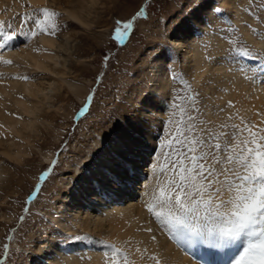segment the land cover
Returning a JSON list of instances; mask_svg holds the SVG:
<instances>
[{
  "label": "rangeland",
  "instance_id": "rangeland-1",
  "mask_svg": "<svg viewBox=\"0 0 264 264\" xmlns=\"http://www.w3.org/2000/svg\"><path fill=\"white\" fill-rule=\"evenodd\" d=\"M204 2L221 11L217 13L215 30L203 38L193 31L194 26H200L193 21V17L199 13L184 15L190 6V0H44L36 5L29 0H12L10 4L2 6L0 20L5 21V30L9 34L12 31L21 33L33 30L37 33L30 39L17 35L15 38L19 45L47 51L50 48L40 43L39 37L45 35L54 38L66 44L67 48L58 50L57 53L67 60L68 66L64 69L65 82L56 81L59 85L62 84L60 97L55 100L56 108L51 107L48 111L45 119H48L46 121L49 124L42 129L43 136L32 138L31 147H27L28 154L19 162L8 160L0 154L7 173L3 181L4 188L0 189V216L3 218L0 219V264H36L38 257L37 262L30 257L33 246L51 241L56 248H66L68 256H71V249L77 244L96 243L105 264H111L113 255L108 245H115L127 255L129 264H133L127 247L117 239L108 238L104 233L93 236L78 227H74L72 232L61 230L55 222L61 202L59 193L67 184L69 172L76 165L81 166L84 156L92 154L96 149L95 142L102 139L104 132L114 131L123 123L139 129L141 125L130 123L126 117L129 106H137L149 87L151 92L145 98L147 105L153 102L160 112H155L153 118H146L147 126L152 128L156 137L153 146L156 149L155 167H151L154 163L152 150L148 173L156 180L158 189L175 190L170 183V178L175 173L161 171L162 166L168 165L165 154L169 149L166 145L173 144L170 160L182 161V165L176 164L173 167L180 171L183 168L194 169L198 163L203 162L200 146L194 143L202 136L201 128L210 124L215 131H219L221 123L236 125L232 114L233 100L225 98L222 105H219L214 99L217 92L226 90L224 82L229 81L228 76L226 78L219 74L216 78H206L201 83L195 65L182 62L174 41L177 38L193 41L200 47L206 62L222 67L224 72H229L228 65L220 61L210 63L209 57L218 58L231 47L246 46L259 53L260 63H264V0ZM45 7L59 14L46 22L49 32L55 26V35L40 31L36 26L35 19L40 14L34 10ZM141 9L145 15L137 17L136 13ZM65 10L79 11L84 23L74 22L66 15ZM26 14H32V19H27ZM134 17L133 27L128 29V35L121 43L115 38V29ZM40 19L43 17L40 16ZM165 44L174 48L171 53L172 73H166L167 85L155 89L151 86V71L153 67L160 65L158 62L161 59L167 60V49L156 45ZM155 52L158 53L157 58L149 63V58ZM106 55L109 57L107 60L104 59ZM240 63L247 68L252 62L241 60ZM18 64L20 68L17 72L20 73L16 74L21 78L29 77L34 81L47 78L41 71H31L23 64ZM231 73L242 78L238 71ZM212 80L213 83L210 84ZM66 81L74 84L75 90L69 88ZM257 84L264 83L258 78ZM208 85L210 88L205 90L203 86ZM214 87L218 91H214ZM90 94L93 98L87 101V110L83 115L77 113ZM141 101L140 116L146 113ZM229 102L232 106H229ZM209 113L218 115L214 117ZM239 125L241 129L247 125L258 137H264V127L253 124L250 117L241 119ZM178 127L180 133L176 131ZM177 135L183 143H173ZM246 139H252L248 131L234 137L232 144L244 147L242 141ZM258 142L264 144V139H259ZM158 144L161 147H157ZM48 169H51L49 175L41 181V174ZM37 185H40L39 192L30 200ZM164 209L166 211L167 208ZM21 217L24 219L21 220ZM77 235H87L92 240L65 241L66 236ZM6 244L7 254L4 247ZM80 247L78 246L79 250H82ZM116 259L123 264L122 256H117ZM79 260L84 264L83 258Z\"/></svg>",
  "mask_w": 264,
  "mask_h": 264
},
{
  "label": "bare ground",
  "instance_id": "bare-ground-1",
  "mask_svg": "<svg viewBox=\"0 0 264 264\" xmlns=\"http://www.w3.org/2000/svg\"><path fill=\"white\" fill-rule=\"evenodd\" d=\"M11 1L0 0V13H2V6L10 4ZM29 1L36 5L44 0ZM65 13L74 22L84 23L79 11L65 10ZM177 39L174 45L182 62L195 65V71L201 83L206 78L213 79L219 74H223L226 78L228 76L229 81L224 82L226 90L217 92L214 99L219 105H222L225 98L230 97L233 100L232 114L238 128L241 127L239 125L241 119L246 117L252 118L256 126L264 127V84H257L258 78L250 82L249 79L240 78L231 72H224L221 70L222 67L206 62L200 47L193 41ZM39 42L50 49L44 51L19 45L14 38L8 42L11 47L6 46L0 50V154L13 162H19L28 154L27 147H31L32 138L43 136L42 129L49 124L46 121L48 119H45L49 114L48 111L51 107L57 106L55 100L60 97L62 84L59 85L56 81L65 82L64 69L67 68L68 63L57 52L65 50L66 44L45 35L39 37ZM165 62L161 59L158 62L160 65L153 67L152 88L161 89L167 85ZM18 63L31 71H41V74L47 78L38 81L21 78L16 74L20 73L17 72L20 68ZM212 83L213 80L210 84ZM66 84L75 90L74 84L69 81H66ZM203 87L205 90L210 88L209 85ZM212 89L218 91L216 87ZM141 104L144 105L146 112L160 113L153 102L147 105V100L143 99ZM217 115L210 114L214 117ZM148 117L146 114L141 115L144 123H138L141 125L139 129L123 123L114 131L104 132L102 139L95 142L93 159L85 164L92 154L84 156V160L81 159L83 161L81 166H73L74 169L71 167L73 170L69 172V176L67 175V184L59 193L61 202L58 205L59 214L55 222L65 232H72L74 227H78L93 236L104 233L108 238L117 239L119 243L127 247L133 264H157V262L159 264H199L183 248V240L147 211L146 205L155 204L153 197L159 195L156 180L148 173L150 155L152 150L154 151L156 138L152 128L147 126L146 118ZM121 138L126 139L131 145L129 154L134 162V172L130 175L122 173L123 179L119 184L108 186L103 194L97 195L86 182V177L95 170L99 161L105 159L114 150ZM232 147L236 149L235 153H238L242 146L237 148V145L232 144ZM6 177L5 167L0 160V189L4 188L3 181ZM154 210L168 211V209L164 211L165 209L159 206H156ZM52 242L43 245L37 243L33 246L34 250L30 252V257L36 262L38 257L36 264H43V262L83 264L79 258L84 259V264L87 262L105 264L96 243L77 244L71 249L73 252L71 256H68L66 248H56ZM78 246H81L82 250H79ZM241 247L242 244L237 242L228 249L226 262L234 258Z\"/></svg>",
  "mask_w": 264,
  "mask_h": 264
},
{
  "label": "snow or ice",
  "instance_id": "snow-or-ice-1",
  "mask_svg": "<svg viewBox=\"0 0 264 264\" xmlns=\"http://www.w3.org/2000/svg\"><path fill=\"white\" fill-rule=\"evenodd\" d=\"M220 11L219 8L205 3L204 0H190V6L184 15L193 16L194 13H199L198 16L193 17V21L200 26H194L193 31L195 35L203 38L215 30L214 24L217 13ZM34 12L40 14L35 19L37 28L47 34L55 35V26L49 32L46 22L59 14L46 7L35 9ZM144 15L143 9L136 13L137 17ZM40 16L43 19H40ZM26 17L32 19V14H26ZM134 19L135 17L123 23L122 27L115 29V38L121 43L128 35V29L133 27ZM0 34H2L0 35V50H2L6 46L11 47L8 42L17 35H23L30 39L37 33L33 30L21 33L12 31L9 34L5 30V21L0 20ZM156 47L167 49L165 72L171 74L173 59L171 53L174 48L169 44L156 45ZM157 55L158 53L155 52L149 58V63L153 62ZM108 58L106 55L104 59ZM241 60L252 63L245 68L240 63ZM218 61L228 65L229 72L238 71L242 78H249L250 82L259 78L260 82L264 83V63H260L259 53L249 50L246 46L231 47L218 58L209 57L210 63ZM6 63H11V61H6ZM28 78L24 77V79ZM150 92L149 87V90L142 94L140 101L147 98ZM92 98L93 95L90 94L88 100L91 101ZM140 101L137 106H129L130 110L126 119L130 123H144L139 114ZM88 106L85 104L84 108L80 110L81 115L84 114ZM229 106H232L231 102H229ZM145 114L152 118L154 116L151 111ZM219 129V131H215L214 126L210 124L201 128L202 136L199 141L194 143L200 146L203 162L198 163L194 169L183 168L180 171L179 168L173 167L176 164L182 165V161H171L173 144L166 145L169 149V152L165 154L168 165L162 166L161 171L175 173L170 178V183L175 190L160 188L159 195L153 197L155 204L149 203L146 208L160 223L166 224L170 231L177 234L189 248L203 245L215 250L216 254L223 259L227 250L239 242L242 244L241 250L226 264H264V144L258 142L264 137H258V134L251 132L247 125L244 129H238L236 125L230 126L227 123H221ZM176 131L180 133L179 127ZM244 131H248L252 139L243 140L244 147L240 148L238 154H231L235 153V148L232 147L233 138ZM173 143L179 144L183 141L177 135ZM248 145H255V147ZM157 147H161V145L158 144ZM130 149L131 145L127 140L121 138L114 150L105 159L99 161L95 170L86 177V182L95 194L101 195L108 186L119 184L123 179L122 173L130 175L134 172V162L129 154ZM155 152L156 149L153 151L154 163L151 167H155ZM93 156L94 153L85 164L91 161ZM50 171L51 169H48L43 172L40 180L43 181ZM39 189L40 185H37L29 199H32ZM156 206L161 209L167 208L168 211H155ZM25 210L27 211V209ZM20 219L23 220L24 217ZM53 228L55 229V225ZM56 231L59 230L56 229ZM68 240L91 241L92 237L87 235L66 236L65 241ZM4 247L5 254H7L8 245L6 244ZM108 247L111 248L113 254L111 264H121V261L116 259L117 256L123 257V264H129L127 255L120 248L115 245H108ZM203 264H207V261L204 260Z\"/></svg>",
  "mask_w": 264,
  "mask_h": 264
}]
</instances>
